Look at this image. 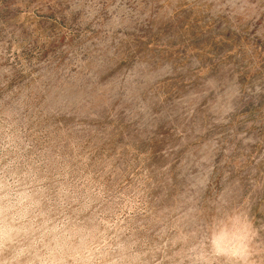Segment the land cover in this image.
<instances>
[{"label": "rangeland", "instance_id": "1", "mask_svg": "<svg viewBox=\"0 0 264 264\" xmlns=\"http://www.w3.org/2000/svg\"><path fill=\"white\" fill-rule=\"evenodd\" d=\"M0 264H264V0H0Z\"/></svg>", "mask_w": 264, "mask_h": 264}]
</instances>
